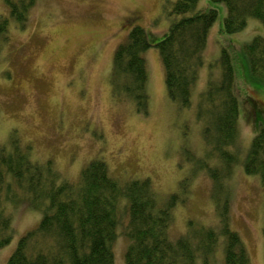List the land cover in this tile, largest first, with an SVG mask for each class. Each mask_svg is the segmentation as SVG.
Returning <instances> with one entry per match:
<instances>
[{"label":"rangeland","instance_id":"374dc122","mask_svg":"<svg viewBox=\"0 0 264 264\" xmlns=\"http://www.w3.org/2000/svg\"><path fill=\"white\" fill-rule=\"evenodd\" d=\"M174 1L38 0L25 27H13L11 20L8 39H0V144L9 151L14 146L26 149L39 163L52 160L62 178L71 182L94 159L105 161L110 175L122 184L149 178L160 202L177 195L172 209L174 239L190 227L220 230L217 202L228 196L231 226L243 238L251 264H264V184L243 165L253 137L264 127V78L251 77L244 45L256 35L264 36V23L250 18L245 29L225 33L226 5L198 0L196 9L216 8L218 17L210 28L205 63L193 88L194 104L186 108L169 96L155 44L143 52L150 112L140 113L132 99L114 93L115 51L131 27H126L125 18L139 14V24L161 39L177 17L171 13ZM2 13L9 14L6 0H0ZM223 49L234 57L239 86V135L234 149L240 160L224 177L225 189L217 191L209 167L214 171V166L225 163L206 139V117L197 107L209 78H220ZM254 105L263 110L253 113ZM6 176L18 193L14 175ZM19 199H2L0 204L13 228L11 241L0 247V264L8 263L21 236L43 217L42 209ZM126 200H121L122 221L113 243L116 264H126ZM220 242L212 254L213 264H224L225 237Z\"/></svg>","mask_w":264,"mask_h":264},{"label":"trees","instance_id":"16d2710c","mask_svg":"<svg viewBox=\"0 0 264 264\" xmlns=\"http://www.w3.org/2000/svg\"><path fill=\"white\" fill-rule=\"evenodd\" d=\"M37 1L6 0L9 14H0V39H8L11 20L13 27L21 29L28 24ZM212 1L226 5L222 27L225 33L245 29L250 18L264 23V0ZM197 2L172 3L171 13L177 17L161 39L141 24L139 14L125 18L126 27H131L127 39L115 51L113 90L117 97L125 95L132 99L140 113L150 112L149 72L143 52L154 44L165 68L169 96L186 108L194 104L193 88L205 63L210 28L218 17L216 8L196 9ZM1 52L0 42V56ZM244 52L251 77L264 78V36H254L244 45ZM219 63L220 78H209L197 109L206 117H202L206 119L203 129L206 139L225 163L214 166L217 169L214 171L209 167L214 188L222 191L224 177L240 160L234 149L239 135L240 102L234 57L227 49H223ZM260 109L263 110L254 105L253 113ZM25 150L14 146L9 151L0 144V194L3 192L0 204L2 199L24 198L29 205L42 209L43 217L37 227L21 236L7 264H116L113 243L122 221L119 215L122 198L127 199L124 204L128 208V222L123 230L129 241L126 264H213L211 259L215 254L213 257L212 254L217 251L222 236L225 237L224 264H251L243 238L231 226L228 196L217 202L220 230L190 227L174 239L171 229L176 194L162 203L149 178L122 184L110 175L101 159L88 163L80 178L71 182L62 178L52 160L39 163ZM243 165L247 173L259 176L264 184L263 126L253 137ZM9 172L15 177L18 193L6 182ZM12 233L11 218L0 208V247L11 241Z\"/></svg>","mask_w":264,"mask_h":264}]
</instances>
